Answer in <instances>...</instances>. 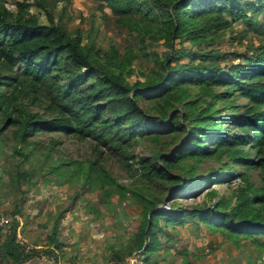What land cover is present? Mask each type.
<instances>
[{"label":"trees","instance_id":"1","mask_svg":"<svg viewBox=\"0 0 264 264\" xmlns=\"http://www.w3.org/2000/svg\"><path fill=\"white\" fill-rule=\"evenodd\" d=\"M95 1L138 32L136 48L149 69L135 68L142 57L134 47L121 54L113 47L83 44L40 1L47 22L25 2H18L14 12L0 0V141L10 129L14 152L23 162L38 151L39 142L32 139L38 132L96 141L91 159L57 158L48 171L99 182L121 200L129 193L140 198L138 232L125 248L112 252L109 260L116 264L144 245L137 264L156 263L154 254L161 235H169V224L189 221L223 234L235 246L250 240L264 251V40L244 55L206 46L239 21L264 34V0ZM160 45L166 49L158 50ZM34 104L42 111H34ZM139 143L148 145L149 153L133 167L130 156ZM112 153L124 160L133 177L129 185L118 183L104 165ZM212 157L220 167L198 173L200 163ZM238 165L245 168L238 172L244 183L229 196L212 188L208 196L218 199L210 204L159 206L186 190L192 194L197 183L218 182L222 169ZM253 168L259 170L258 185L249 180ZM28 174L26 168L17 173ZM16 214L1 252L14 264L28 257L17 241ZM58 221L48 233L56 247Z\"/></svg>","mask_w":264,"mask_h":264},{"label":"rangeland","instance_id":"2","mask_svg":"<svg viewBox=\"0 0 264 264\" xmlns=\"http://www.w3.org/2000/svg\"><path fill=\"white\" fill-rule=\"evenodd\" d=\"M3 1L14 12L18 8V2H25L28 10L39 14L41 22H47L45 10L37 5V2L40 1L43 7L49 9L55 20L61 23L68 32L80 35L83 44H95V46H100L103 49L113 47L121 54L128 47L136 48L138 46V32L119 22L118 17L104 3L95 0ZM263 40L264 34H258L254 28L249 26L248 22L239 21L233 24L232 28L219 31L213 40L207 42L206 46L229 50L234 53L242 52L244 55L251 53L253 47L258 46V43ZM185 43L186 45L192 44L189 41ZM162 47L160 45L156 48L164 51L166 48ZM136 52L140 53L142 59L135 60V68L147 71L149 62L143 56L142 51L139 52V49L136 48ZM21 67L22 64L18 66V68ZM127 79L133 82L134 75H127ZM239 100L245 101L244 98H239ZM31 108L34 111H42V107L38 104L31 105ZM5 135V139L0 141V211L10 214L18 212L16 215H20L24 222L27 221L26 233L22 234L30 244L36 245L35 243L42 241L39 236V233L43 232L42 228L44 234L50 233L55 222L60 218H67L69 214L71 220L72 218L77 220L78 228L82 220H85L82 223L86 225L90 222L88 219H95L94 225L105 233L104 242L107 245L105 252L109 257V251H112L113 248H125L131 242L138 232V226L143 217V206L138 196L129 193V196L121 200L122 198L116 192L108 194L99 182L88 183L80 176L62 177L48 171L52 165L56 164L57 158L63 160L91 159L94 156L93 144L96 142L95 140H79L70 134L49 131L38 132L32 137L39 142L36 146L38 151L35 154L30 152V161L23 162V156L14 152L12 145L15 141L11 137L10 129ZM53 139L57 140L54 145L51 143ZM148 148V145L143 143L135 145L130 156L133 167L137 166L139 158L148 155ZM221 164L217 158H208L200 163V172L198 173L206 174L209 168L218 169ZM104 165L118 179V183L129 185L132 181L133 177L130 175L124 160L118 154L112 153L110 157L104 160ZM83 166H86L85 162ZM22 168H26L30 174L26 177L18 176L17 173ZM244 169L243 166L239 165L233 170L222 169V175L218 182L203 181L197 183L192 188V194L187 193L186 190L183 195H179L174 200L170 199V209H173L175 205L191 208L204 202L210 204L218 199L217 195L212 199L208 196V191L212 188L217 189L219 195L229 196L233 188L244 183L242 177L238 176V172ZM248 175L252 183L260 184L258 169H251ZM159 206L162 207V204ZM202 229L195 222L189 221L187 229L181 233L185 235L183 241L177 242L175 246L193 245L190 242L193 236H199L200 241H204L206 238L210 239L208 246L211 247L210 255L200 253L208 248L205 246L207 243H205L203 244L205 247L198 248L201 251L194 252L192 264H264V251L258 249L259 260L256 257L257 252L254 250L255 247L261 248V246L247 240L244 242V246L239 245L238 247L223 234L207 228ZM205 231L207 233H204ZM28 232L33 237L29 238ZM191 234L193 236H190ZM262 238L264 240V237ZM161 240L163 242V238ZM110 243L113 244L112 247ZM100 247L103 248L101 245ZM142 251H138L137 254ZM76 254L72 253L71 256L66 255L65 257L68 256V259L74 260L78 257ZM109 257L103 258L98 263L106 264Z\"/></svg>","mask_w":264,"mask_h":264},{"label":"crops","instance_id":"3","mask_svg":"<svg viewBox=\"0 0 264 264\" xmlns=\"http://www.w3.org/2000/svg\"><path fill=\"white\" fill-rule=\"evenodd\" d=\"M17 218L19 220V225L17 230L21 234L22 233L25 234L26 226L28 223H26L27 221L24 222L20 215L17 216ZM88 220H90L89 224L85 225V223H82L85 220H82L78 228L79 224L76 223L77 220H73V218L71 220L70 214L68 215L67 218L66 217L63 219L60 218L58 221L59 228L57 229V241L59 242V247H56L55 244L49 242L48 233L44 234L43 228H42L43 232L41 231L42 233H39L40 239L42 241L40 243H35V244L43 249H52L54 252H58L60 256L63 255V257H65L66 255L71 256L72 253H77L76 256L82 257L84 259L92 260L94 262L102 261L103 258L109 257L107 256L108 254L105 252L107 246L106 243L104 242L105 233L102 229L94 225L95 223L93 222L95 221V219H88ZM188 223L183 225L174 224L175 226L169 224V227L167 228L169 230V235H167L166 237V232H164L161 235L160 241L162 242L161 239L163 238V242L161 243V246L158 248L157 252H155L154 254L156 256L157 262L151 264H192L191 263L193 261L192 257L195 254L194 252L199 251L200 249L198 248L204 246L203 244L205 243H207L205 245L206 247L210 245L209 244L210 239L206 238V240L200 241L199 236L194 237L193 234H191L190 236H193V238H191L190 242L193 243V245L188 246L183 244L179 247H175L177 242L180 243L181 241H183L182 239H184L185 235H182L181 233L184 229H187ZM204 233H207V231H205ZM6 234H7L6 232H2L0 234V237L4 240L6 238ZM27 234L29 238L33 237V235H31L29 232ZM206 236L209 237L208 235ZM110 244L112 247L113 244L112 243ZM100 245L103 246V248H101ZM144 247L145 246H143V248ZM143 248L140 250H143ZM116 249H120V248L118 247L115 249L113 248L112 251ZM258 249H262V248L259 247L254 248V250L257 252L256 257H258V259L260 260V255H259L260 253ZM112 251H109L110 256L112 254ZM134 252L135 251H133V253ZM246 252L248 251L246 250ZM133 253L131 255L126 256L122 260V264H132ZM200 253L210 255L211 247L206 248V250L201 251ZM137 255L134 260V264H137ZM26 264H56V263L48 259H33L27 262Z\"/></svg>","mask_w":264,"mask_h":264},{"label":"built area","instance_id":"4","mask_svg":"<svg viewBox=\"0 0 264 264\" xmlns=\"http://www.w3.org/2000/svg\"><path fill=\"white\" fill-rule=\"evenodd\" d=\"M170 202L166 201L162 203L163 209H170ZM13 218V215L10 213H4L0 211V234L2 232L7 233V228L9 225V222ZM17 241L21 245L23 253L28 255V257L23 260L19 261L16 264H26L27 262L33 260V259H48L56 264H102L98 262H94L92 260L84 259L82 257H77L74 260H70L66 257L60 256L58 252H48L43 248H40L37 245L30 244L27 240V238L24 237L18 230H17ZM2 245H3V239L0 237V264H12V260H3L2 259ZM14 264V263H13ZM106 264H116L115 260H108Z\"/></svg>","mask_w":264,"mask_h":264},{"label":"water","instance_id":"5","mask_svg":"<svg viewBox=\"0 0 264 264\" xmlns=\"http://www.w3.org/2000/svg\"><path fill=\"white\" fill-rule=\"evenodd\" d=\"M145 246V245H144ZM136 255H137V251H135L134 253H133V255H132V264H134V260H135V258H136Z\"/></svg>","mask_w":264,"mask_h":264}]
</instances>
